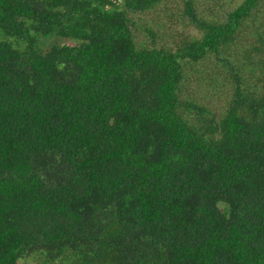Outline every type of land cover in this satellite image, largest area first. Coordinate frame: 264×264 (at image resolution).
<instances>
[{
    "label": "trees",
    "instance_id": "16d2710c",
    "mask_svg": "<svg viewBox=\"0 0 264 264\" xmlns=\"http://www.w3.org/2000/svg\"><path fill=\"white\" fill-rule=\"evenodd\" d=\"M264 264V0H0V264Z\"/></svg>",
    "mask_w": 264,
    "mask_h": 264
},
{
    "label": "rangeland",
    "instance_id": "374dc122",
    "mask_svg": "<svg viewBox=\"0 0 264 264\" xmlns=\"http://www.w3.org/2000/svg\"><path fill=\"white\" fill-rule=\"evenodd\" d=\"M22 263L23 264H36V258L34 257H30L26 260H22Z\"/></svg>",
    "mask_w": 264,
    "mask_h": 264
}]
</instances>
